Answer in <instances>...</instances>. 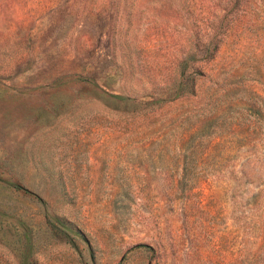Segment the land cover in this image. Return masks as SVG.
Wrapping results in <instances>:
<instances>
[{"label":"rangeland","instance_id":"obj_1","mask_svg":"<svg viewBox=\"0 0 264 264\" xmlns=\"http://www.w3.org/2000/svg\"><path fill=\"white\" fill-rule=\"evenodd\" d=\"M0 264H264V0H0Z\"/></svg>","mask_w":264,"mask_h":264}]
</instances>
